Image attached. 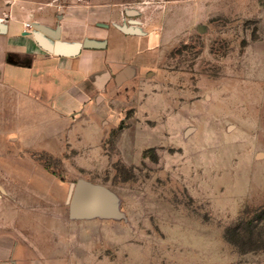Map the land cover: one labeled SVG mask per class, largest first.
I'll return each mask as SVG.
<instances>
[{
  "label": "rangeland",
  "instance_id": "obj_1",
  "mask_svg": "<svg viewBox=\"0 0 264 264\" xmlns=\"http://www.w3.org/2000/svg\"><path fill=\"white\" fill-rule=\"evenodd\" d=\"M90 1L145 35L92 100L2 98L3 214L40 259L264 264V0ZM79 178L109 187L125 218L70 221Z\"/></svg>",
  "mask_w": 264,
  "mask_h": 264
},
{
  "label": "crops",
  "instance_id": "obj_2",
  "mask_svg": "<svg viewBox=\"0 0 264 264\" xmlns=\"http://www.w3.org/2000/svg\"><path fill=\"white\" fill-rule=\"evenodd\" d=\"M102 7L90 0H0V24L5 26L0 30V105L11 93L58 106L60 111L68 106L71 109L82 95L92 100L119 71L120 64L131 58L121 53L127 44L145 35L124 33L113 24L117 23L118 10ZM27 23L32 27L27 28ZM36 23L58 33L63 41L104 39L106 47L83 48L76 56L52 54L36 41ZM130 68L125 66L121 71ZM87 83L88 87L81 86ZM5 197L14 198L4 187L0 200ZM3 213L5 209L0 208V264H71L66 257L40 259L34 236L13 215Z\"/></svg>",
  "mask_w": 264,
  "mask_h": 264
},
{
  "label": "water",
  "instance_id": "obj_3",
  "mask_svg": "<svg viewBox=\"0 0 264 264\" xmlns=\"http://www.w3.org/2000/svg\"><path fill=\"white\" fill-rule=\"evenodd\" d=\"M127 13L136 15L139 11L130 9ZM139 23L137 20H130V25L125 23L117 27L126 34H144ZM35 28L37 30L34 36L41 48L58 56H76L83 48L106 47L105 41L94 39H86L83 42L63 41L58 33L52 34L38 23L35 24ZM0 30L4 31L5 26L0 24ZM259 156H263V153H259ZM68 204V213L72 220L125 218L117 195L109 187L85 178H79L75 183H71Z\"/></svg>",
  "mask_w": 264,
  "mask_h": 264
},
{
  "label": "trees",
  "instance_id": "obj_4",
  "mask_svg": "<svg viewBox=\"0 0 264 264\" xmlns=\"http://www.w3.org/2000/svg\"><path fill=\"white\" fill-rule=\"evenodd\" d=\"M227 240L229 242L233 243L234 245H238L237 242L234 239H231L230 237Z\"/></svg>",
  "mask_w": 264,
  "mask_h": 264
},
{
  "label": "built area",
  "instance_id": "obj_5",
  "mask_svg": "<svg viewBox=\"0 0 264 264\" xmlns=\"http://www.w3.org/2000/svg\"><path fill=\"white\" fill-rule=\"evenodd\" d=\"M32 27L30 23H27V28H30Z\"/></svg>",
  "mask_w": 264,
  "mask_h": 264
}]
</instances>
